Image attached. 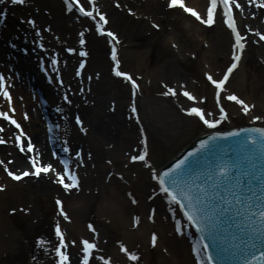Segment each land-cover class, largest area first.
<instances>
[{"label":"bare ground","instance_id":"1","mask_svg":"<svg viewBox=\"0 0 264 264\" xmlns=\"http://www.w3.org/2000/svg\"><path fill=\"white\" fill-rule=\"evenodd\" d=\"M121 1L123 5L120 7L128 12L127 14H132L137 20H143L150 24L152 20L149 18L158 17L157 15L162 11L168 12V0ZM98 2L99 0H96L97 6L99 5ZM239 2L245 5V12L241 15L239 9H234L237 14L238 26L242 28L245 24V26L252 27L254 31L251 34L256 40L254 41L255 45H262L264 41L257 44L259 37L255 34V30L264 31V17L260 18L258 8L247 5L246 0H239ZM185 3L201 12L202 15H206L208 0H185ZM83 4L88 8L91 7L89 0H83ZM48 6L56 8L53 2L49 3ZM46 8L47 6H38L34 0H26L24 5H12L10 0H6L5 4L0 5V12L3 13V15H0V61L10 56L15 57L16 60L13 62L12 67L16 66L19 69L18 74H20V77L14 72H9V79L12 83L15 82L14 77H16L18 81L15 83L17 85H23L28 91H31L26 82V77H28V79H35L34 81L41 86L47 87L48 105L59 107L60 115H65V120H62V122L55 113L52 116V120H55L58 125L56 137L59 140L62 138L67 139L66 146L70 149V154L77 151L81 152L85 166L81 168L79 165L78 168L73 167V170L81 180L79 189L83 185L85 191H87H84L83 194L79 193V195H77V192H73V189L68 194L61 192L58 185L53 181L54 174H44L38 179L31 177L22 181L11 182L4 174L2 175L1 171L5 168L0 165V184L5 185V188L0 191V209L7 206L8 202L11 201H16L18 207L25 208L27 206L26 208H28L27 199H40L43 202L52 195L60 193L64 200V208L72 217L71 222L67 223L64 229L66 234L69 232V234L75 235L76 239L73 240L77 241L78 239V241H81V239H88V237L95 240L93 234H87L83 231L80 216L78 218L79 213L86 214L89 212L93 204H97L96 218L99 221L110 223L120 231V243L114 245L109 256H105L106 259L111 258V264H129L128 256L120 250L121 243L128 247L130 251L139 255L140 259L138 261L140 263L151 264L150 261L153 259L152 249L146 245H151L150 238L153 232L157 233L158 236L156 247L159 248L158 261L161 264H195L190 254L189 243L184 239L181 243L173 241L178 237L173 232L174 224L167 213L172 208L158 193L159 188L150 169L143 165L145 162H142V164L136 161L132 162L131 156L126 153L132 148V146L130 148L129 146L133 143L139 150H143V141L146 139L148 147L147 163L158 161L157 164H160L162 159L167 161L173 158L182 148V141L185 136L198 123L196 118L184 111L185 108L191 107L192 104L190 103H194L193 106L204 108L207 116L209 114L214 119L219 118V111L214 103L215 87H211L207 82L206 73L212 74L214 78L222 76L226 69L220 68L219 60L223 57L225 59L231 57L232 44L234 43L232 35L227 34L229 30L222 22L219 9L216 23L212 25L210 30L217 26L221 39L215 38L213 34H207L206 32L209 29L206 27L207 25L196 20L194 16L190 17L182 14L183 18L176 27L171 29L161 44V57L172 48L178 56L177 60L174 61L176 65L170 62L165 66L169 76L168 83L175 85L178 93L181 94V92L187 90L196 95L198 99L196 101H186L185 99L182 100L180 96L172 99L153 92L156 83L153 80L149 83L146 82V80L152 79L150 73H145L144 78L140 76L142 65L139 63L138 70L131 73L136 79L138 76L141 77V79H137L141 87L137 90L136 96L133 97L137 104L136 115L139 116V120H136L132 116L127 118L123 114L127 104L130 110V104L133 100L126 96V92H130L129 86L126 84L121 87L124 98L112 109V106H108L110 104L108 100L116 98L119 91L108 87V83L105 82L102 76H95L93 84L88 80V74L85 78L82 75L77 76V66L75 65L74 70H72L71 64L74 60L78 61L79 54L75 56L62 55V60L60 58L62 72L51 66L49 69L55 70L54 77L51 86L46 85L45 79L38 72L33 59L42 61L46 58L45 53H48L47 50L51 53L50 49L54 48L55 50L60 44L66 43L68 39L67 34L62 35L60 33V22L54 12L51 11L47 15H42V17L38 16L41 11L47 10ZM128 8L133 11L130 13ZM176 11L179 12L180 10ZM253 11L256 12L255 17L249 14ZM23 15L37 17L39 26H36V29L41 26L42 28L49 27L50 30L48 32L43 30L38 37L35 28L20 21V17ZM72 24H74V21L70 20L69 26ZM58 32L60 35H58ZM51 34L59 36L60 41L51 40L49 36ZM37 38L44 40V47L47 50L45 48L43 51L37 49ZM9 42L19 45L18 50L21 53L24 50L21 44H25L28 49H35V51L32 50L33 52H30L27 57L21 54L19 56L10 48ZM252 47L250 46L245 50L238 68L232 73L225 86L227 91L222 92L221 95L222 101H225L227 99L223 97L227 93L235 92L255 107L250 110L249 114H244L241 110L242 106L235 101L227 102L226 111L229 113V119L220 123L222 129L237 127L235 123L237 117H243L248 124L264 126V121H253L251 119L252 115H264V95L261 93V82L264 77V48L262 46L263 49H255L257 57L253 61L250 52L253 49ZM203 48L205 49L204 52L202 51ZM135 56L143 61L142 57L144 56L138 53ZM44 62L46 61L44 60ZM2 71V68H0V72ZM59 78L64 81L63 85L56 83ZM197 80H199L200 87L196 86ZM81 88L84 90L80 91ZM65 92L68 93L69 99L72 101L71 104L63 99ZM20 93L15 94L14 100L16 102L11 105L8 102L2 103L0 99V111L9 112V115L21 122L24 132L31 137L32 143L35 145L33 154L42 155L40 161L45 164L50 151L49 146L45 145V137L47 138L48 135L46 134L47 126L44 123L42 114L37 110V107L39 109L38 100L37 98L35 100L31 99L32 96L28 92ZM200 97L206 99H200ZM10 107H14L16 111L11 112ZM25 113L28 115L30 113L29 120L24 118ZM71 113L73 116L71 120L76 117L74 114H78L86 122V126L84 125V128L87 129L86 132H81L80 127H76L69 122ZM1 122L0 125H3L4 130L0 134L5 138L13 136V142L9 141L7 147H0V159L8 164L9 170L16 171L19 174L27 166L28 154L20 152L17 146L19 143L14 142V136L18 134L16 130ZM21 140L25 141L26 146V137H22ZM92 141L95 144L94 147H92ZM59 143L61 144L60 141L56 142V145ZM94 151L97 153L95 156L92 155ZM89 154H91L90 158ZM108 161H111V163H108ZM92 163L99 164L91 168ZM141 165L142 167H140ZM58 166L62 170V166ZM127 192H132V196L138 202L132 203V197ZM150 196L151 199H149ZM29 208H31L32 215H28V217L32 224L38 215H36L35 207ZM151 208L156 210L154 221L149 219ZM5 212H9V209ZM137 216L140 218L138 224L135 220ZM6 219L4 214L0 213V255L4 252L12 254L14 249L11 246L13 247L17 242V239L14 240L13 238L16 236L14 226L10 227ZM58 220L62 225V219L59 217ZM5 235H8L7 239ZM138 242L144 244V250L138 248ZM96 243L100 248L105 245L104 239H100L98 236L96 237ZM69 251L71 264H79L77 244L71 245ZM132 264H136V262Z\"/></svg>","mask_w":264,"mask_h":264},{"label":"snow or ice","instance_id":"2","mask_svg":"<svg viewBox=\"0 0 264 264\" xmlns=\"http://www.w3.org/2000/svg\"><path fill=\"white\" fill-rule=\"evenodd\" d=\"M6 3V0H0V5ZM12 5H24L26 0H10ZM91 5L90 8L86 7L85 4L81 3V0H65L66 8L68 12H72L74 4L78 5V11L84 17L91 18L95 21V30L101 35L107 34L109 37L117 38V34L114 31L106 30L105 25L109 23L106 13L102 12L97 6L96 0H89ZM247 5H252L255 8L264 9V0H246ZM119 0H117V7H120ZM167 6L169 8L180 7L185 12L190 13L204 25L212 26L216 23V17L218 14L221 16L222 22L231 30L234 36V43L232 44V61L227 66L226 70L222 74V78H214L212 74L206 73L207 80L210 81L211 85L215 87V100L216 104L219 106V118L218 119H207L205 114V109L198 106H191L184 109L191 116H196L202 120L210 128H215L222 121L229 119V113L225 110V107L221 103L222 92H226V84L229 81L230 76L233 71L239 66V62L242 59L245 49V37L241 34L238 28L236 15L234 13V8L239 9L241 15L245 12V5L241 4L239 0H208L206 15H202L201 12L193 7L188 6L185 0H168ZM131 13L133 10L128 8ZM95 13V15H94ZM134 14V13H133ZM251 16L255 17L256 12L253 11L249 13ZM0 15H3L0 12ZM79 20L80 17L77 16ZM27 23L36 28V21L34 19H28ZM154 27L159 28V24H155ZM249 33L253 32L252 27L246 26ZM37 35L40 34V30L37 28ZM50 30V29H49ZM90 29H85L79 32V44L84 46L86 44L85 32ZM255 34L259 37V41H264V31L255 30ZM15 47V45H13ZM41 48H44V44H40ZM27 51V49H25ZM69 53L77 52L76 48L69 47L67 49ZM89 52L87 50L79 51V56L87 57ZM111 59L114 61L112 67V72L116 77H121L130 84V91L133 97L136 96L137 90L141 87L134 78V75L121 70V60L117 56V49L115 45L111 49ZM53 64L58 63L57 59L54 57ZM85 68V61L81 60L79 63V69L76 72L77 76L81 75V70ZM99 74H97L98 76ZM51 79V77H49ZM92 76H88V80H91ZM61 85L64 81L61 79L59 81ZM70 87V86H69ZM164 88L167 91L163 92V95H176L177 90L175 88H170L167 84H164ZM84 89L81 88L80 91ZM0 95H2L9 103L12 104V95L9 91V86L5 82V76L0 73ZM183 95L187 97L190 101H196L198 97L192 92L184 90ZM223 98L229 101H235L237 104L242 106L241 110L244 114H249L250 110L255 107L243 98L237 95L235 92H229ZM63 99L69 104L72 101L69 99L68 93L65 92ZM200 99H206L205 97H200ZM114 104V102H113ZM130 109L132 114H137V104L133 99L130 104ZM11 112H15L14 107H10ZM0 117L11 122L19 129V135L16 140L19 141L18 147L19 151L26 153L27 159L31 162V168L20 171L19 174L16 171L9 170L8 164L4 160L0 159V165H3L7 175L16 181H20L22 178L29 175L39 177L42 172L48 173L53 172L58 183L67 192L72 189L80 188V177L75 171H73L69 164L70 161L65 159L61 161L63 164V170L58 171L54 168L52 163L42 164L38 159V155H30L35 149V145L32 143L31 137L24 132L21 124L7 111H0ZM25 119H29L28 114H24ZM134 118L139 120V116L135 115ZM251 119L253 121H264V115H252ZM75 120L77 124L83 125V121L79 115H76ZM4 130L3 125H0V132ZM82 131H87L83 128ZM241 132L246 133L243 138V147L246 151V155L243 159H233L228 157H221L220 160L209 169L207 173L203 176L195 175L189 180L182 179L186 174L195 173L196 160L191 159L200 153L201 151L209 150L210 141H216L221 138L227 137H238ZM21 137H26L25 141L21 140ZM3 138H0V143H5ZM144 147L142 152L137 155H132L130 159L132 161H142L147 163L148 158V147L146 139L143 141ZM65 152L70 151V149L65 148ZM258 154H264V127H252L247 129L234 130L232 132H221L216 131L206 140L200 141V148L196 149L194 152L188 154L182 160L177 161V163L163 172V174L157 175L153 171V179L159 182V191L164 193L167 199L172 204H178L183 210V215L187 217V221L193 225L197 232L200 233L199 239L192 245V251L195 254V259L197 264H216L215 257L208 251L209 240H215L217 238V226L222 217H227L228 220L235 219L237 227L243 235L247 238L249 248V256L245 257L244 264H264V166L257 168L255 164V158ZM76 157L80 158V163H83V157L80 151L76 152ZM91 154H89L90 158ZM10 163V162H9ZM111 163V161H108ZM79 167V164H77ZM122 175V174H118ZM199 181V182H198ZM5 185L0 184V190H3ZM155 194V193H154ZM132 197V203H137L138 201L129 193ZM152 197L150 196L149 199ZM56 204L59 206V215L63 216L65 220H70V216L65 211L63 206V201L57 197ZM27 211V209H24ZM175 214V209H170ZM13 212L16 209H12ZM155 209H152L149 215L150 220H155ZM139 217L135 218L137 224L139 223ZM232 226V225H230ZM88 227L93 233L96 232L95 227L89 224ZM176 231L183 234V229L180 221L176 222ZM55 234L58 237L59 243L54 247V252L57 256L56 264H70V257L66 249L68 248V243L76 245L77 241L72 240L66 242L65 233L61 230V225L59 222L55 225ZM236 237L234 236L233 239ZM241 240V243H244ZM43 244L45 241L40 240ZM150 243L155 247L158 243L157 233L153 232L151 234ZM80 252L82 254V259L80 264H90L93 258V250L97 249V244L95 240L90 241L89 239L83 238L80 241ZM259 245V247H258ZM120 250L124 252L128 258L132 261H138L140 259L139 255L132 252L123 243L120 244ZM223 251V249H221ZM258 253V255H257ZM99 260L105 261V264H111V258H105V256H100Z\"/></svg>","mask_w":264,"mask_h":264},{"label":"rangeland","instance_id":"3","mask_svg":"<svg viewBox=\"0 0 264 264\" xmlns=\"http://www.w3.org/2000/svg\"><path fill=\"white\" fill-rule=\"evenodd\" d=\"M37 2L38 6H47V10L41 11L38 16L42 17V15H47L49 12H54L55 16L59 20L60 24V33L62 35H68V39L66 40V43L60 44L59 47H56L55 50L60 51L63 53L64 48H78L79 44V32L84 31L85 29H90L89 31L85 32V40L86 44L84 45V50H87L89 52V55L85 57L86 60V69L84 77L88 74L89 76H92L91 82L94 83V77L102 76V78L105 80L108 87L118 90L119 93L116 98H111L108 100L110 101V104L108 106H112V109L116 107L120 101L124 98V93L121 91V87L123 85H126L124 82L113 79L109 74V66L110 63L107 59V45L104 38H98L94 35L93 32V24L88 19H77L75 14L73 12H67L65 6L60 2V0H34ZM55 3L56 8H50L48 5L49 3ZM120 5L122 4V1L119 0ZM99 7L106 13V15L109 18V27L116 31L121 39V48H120V55L123 62V69L128 70L130 72H134L138 70L139 63L142 65L140 67L141 77L144 78L145 73H150L152 75V79L146 80V82L149 83V81L153 80L156 85L153 88V92L163 95L162 93L167 91L166 88H164V84H168L170 88H176L177 87L173 84L168 83L169 76L168 71L165 69V66L167 63H174L175 60H177L178 56L176 55L175 51H173V48L169 50L167 54L161 57V44L162 41L165 39L167 34L171 31L173 27H176L177 24L180 22V20L183 18V15L181 12L175 11V10H169L168 12H161L159 13L156 18H149L155 24H159L160 27L156 28L154 27V23L151 21V24L148 22H145L143 20H137L132 14H127L128 12L124 11L121 7H117V0H101L98 3ZM42 10V9H41ZM148 17H152L151 15H147ZM34 19L37 23V17L33 15H23L20 17V21L23 24L27 23L26 19ZM71 21H74V24L69 26V23ZM153 23V24H152ZM246 26H242L241 30L245 31ZM41 30H45V32L49 31V27H38ZM227 32V31H226ZM58 32V35H60ZM207 34H213L215 38L221 39V34L217 29V26L213 29H208ZM227 34H229L227 32ZM34 36V34H33ZM51 40H54L55 42L60 41L59 36L57 35H49ZM54 37V38H53ZM32 39V38H30ZM248 48L250 46H253L251 49V58L253 61H255L257 55H256V48H262V45H255L254 39L252 37H248ZM264 48V46H263ZM262 48V49H263ZM54 49V48H53ZM52 49V50H53ZM203 52L205 49L203 48ZM136 53L140 54L143 58V61L138 59ZM162 61V62H161ZM220 68L224 69V67L230 62V57L228 58H220ZM76 64V60L71 64V69L73 70L74 65ZM175 64V63H174ZM176 65V64H175ZM204 76V75H203ZM140 77V78H141ZM196 86L200 87L199 80L196 81ZM178 90V89H177ZM261 93L264 95V77L261 82ZM126 96L128 98L129 93L126 92ZM125 96V97H126ZM168 96V95H166ZM175 99V98H174ZM113 100V101H112ZM114 102V104H113ZM116 105V106H115ZM111 109V110H112ZM123 114H125V117H130L131 113L129 110L128 104L126 105L125 111H123ZM72 118V113L70 116V119ZM131 118V117H130ZM236 123L240 124H248L246 123L245 119L243 117H237L235 119ZM84 125L86 126V122L83 120ZM93 142V141H92ZM135 143L132 145L130 144L129 148L126 154H134L135 152L139 151V148L137 146H134ZM95 144L93 142L92 147H94ZM92 155H97V153L94 151L92 152ZM104 157V156H103ZM99 163H92L91 168L94 167V165H98ZM148 169H151L149 164L145 163L143 164ZM138 167V166H137ZM142 167V165L140 166ZM103 178V177H100ZM85 191L83 185L81 189L77 192V195L79 193L83 194ZM87 191V190H86ZM85 191V192H86ZM128 193V192H127ZM132 193V192H130ZM129 194V193H128ZM59 195V193L52 195L50 198H48L46 201L38 200H32L27 199L28 208L27 211L22 209V207H18L17 202H8L7 206L0 209V213L7 218L10 227H13L16 232V236H14V240L17 239L16 244L11 248L14 249L11 253L4 252L2 255H0V264H56V256L54 252V247L57 246V240L54 237L53 234V227L58 222L59 217H57L56 208L54 205V198ZM97 204H93L89 212L86 214L79 213L78 218L80 216L81 218V225L84 232L87 233L86 228L87 225L92 224L95 229L97 230L98 237L100 239H104L105 245L104 247L100 248L98 245L97 251L93 253V258L91 260L90 264H105V261L99 260L100 256H109L110 252L112 251L114 245H117V243H120V231L110 225L108 222H102L99 221L98 218H96V209ZM29 207H35V212L37 218L34 219L33 216V222L32 224L29 221L28 215H32L31 208ZM9 212H5L8 211ZM12 209H16L15 212L12 211ZM22 209V210H21ZM17 212V213H16ZM68 215L71 217V214L66 210ZM6 213H8L6 215ZM82 214V215H81ZM62 219V218H61ZM70 219V220H71ZM70 220L62 219V227L63 231L65 228V225L67 224V221ZM68 234V240L71 241L75 238L74 234ZM88 234V233H87ZM8 235H5V238L7 239ZM97 237V234L95 235V239ZM43 239L45 243L41 244L40 240ZM76 239V238H75ZM183 238H176L173 239V241L182 242ZM138 248H141L144 250V244L141 242L137 243ZM147 247L152 249V256L153 259H151V264H161L159 259V248L156 246L153 247L150 244L146 245ZM8 248V247H7ZM11 252V251H10ZM136 264H142L139 261H135ZM130 263V262H129ZM120 264V263H115Z\"/></svg>","mask_w":264,"mask_h":264},{"label":"water","instance_id":"4","mask_svg":"<svg viewBox=\"0 0 264 264\" xmlns=\"http://www.w3.org/2000/svg\"><path fill=\"white\" fill-rule=\"evenodd\" d=\"M199 128V124L196 123V126L194 127V129L185 136V138L182 141V148L185 147L191 140H193L195 137L200 136L204 133L207 132V129L204 128ZM206 139L205 136L203 138H198L196 140H194L193 142H191L188 146H186L182 151L180 149V153L172 160H170L167 164L166 167H169L170 165H172L176 160H178L180 157H182L187 151L194 149L195 147L200 145V141ZM204 162V160H202ZM165 164V161L161 162L160 164H156L153 167H157V166H163Z\"/></svg>","mask_w":264,"mask_h":264}]
</instances>
